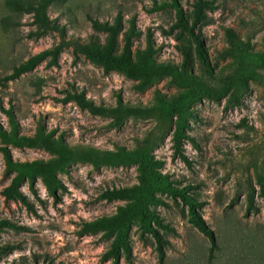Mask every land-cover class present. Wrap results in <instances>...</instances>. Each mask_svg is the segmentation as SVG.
I'll list each match as a JSON object with an SVG mask.
<instances>
[{
  "label": "rangeland",
  "instance_id": "374dc122",
  "mask_svg": "<svg viewBox=\"0 0 264 264\" xmlns=\"http://www.w3.org/2000/svg\"><path fill=\"white\" fill-rule=\"evenodd\" d=\"M169 0H56L47 10L51 20L63 29L35 39L29 15H15L0 0V126L9 130L7 111L20 134L32 135L37 126L61 135L71 145L81 144L101 149L136 146L154 129L152 119L128 118L118 128L109 119L90 114L74 101L62 99L67 93L82 92L94 104L113 106L120 98L132 106H152L155 92L174 96L180 89L170 78L154 82L143 91L135 89L136 81L118 72H104L101 67L76 56L64 45L50 64L46 57L35 68L20 77L5 80L12 68L44 50H52L61 41H86L91 35L104 40L92 22H110L119 15L125 29L135 19L138 35L132 40L134 50H143L146 36L151 37L157 61L181 65L187 55L186 68L215 92L230 75L231 62L221 58L228 47L225 30L231 29L251 52L264 54V0H213L214 10H206L209 25L199 31L215 78L203 73L187 33L174 28L175 12L165 7L153 11ZM196 0H177L188 25L192 22ZM11 17L14 23L4 26L1 20ZM173 28V29H172ZM261 80H249L240 104L226 107L225 97L201 98L193 104L194 117L188 122L187 139L181 155H174L172 127L160 130L154 149L164 162L163 174L178 187L191 186L188 193L200 205L197 215L213 233L217 248L211 251L209 239L190 222L188 207L180 200L162 196L163 204L152 210L168 229L158 232L167 244L165 264H264V197L259 194L256 176L264 173V62L257 66ZM7 150L14 161L47 159L41 149ZM0 152V220L12 227H0V246L9 250L0 254V264H112L103 260L111 239L102 233L80 236L83 221H91L116 212L123 201L108 202L103 191L132 186L138 182L137 170L131 167H102L74 164L58 178L61 189L57 199L49 197L38 180L30 190L20 187L28 205L6 200L2 191L11 180ZM251 204V206H250ZM132 264H158L156 244L150 235L142 236L138 223L130 232ZM119 264H128L121 254Z\"/></svg>",
  "mask_w": 264,
  "mask_h": 264
},
{
  "label": "trees",
  "instance_id": "16d2710c",
  "mask_svg": "<svg viewBox=\"0 0 264 264\" xmlns=\"http://www.w3.org/2000/svg\"><path fill=\"white\" fill-rule=\"evenodd\" d=\"M55 1L5 0V3L15 15L30 16V26L33 30L29 32V36L37 39L49 32L62 33L63 31L47 13L48 8ZM165 7L172 8L175 12L174 28H179L181 32L189 35L204 75L214 79L215 75L207 57V50L199 36L200 29L211 22L205 11L214 10L213 0L195 1L190 25L177 0H169L159 5L154 1L153 11H159ZM1 22L4 26H8L15 21L11 17H4ZM128 23L129 26L125 29L119 15L112 23L94 20L92 27L97 33L105 35L103 41L97 35H91L86 41L66 43L62 40L52 50L41 51L18 66H14L12 73L5 77V80L16 79L32 71L48 56H51L50 64L55 65L59 50L64 45L71 46L76 56L84 57L90 63L101 67L106 73L118 72L128 79L135 80L137 91L149 88L160 79L170 78L180 92L174 96H167L156 91L155 103L149 107L132 106L124 103L120 98L113 106L97 105L86 99L82 92L67 93L62 99L63 102L74 101L79 108L87 110L92 115L108 118L110 120L108 125L112 128H118L128 118H134L154 120V129L141 140H137L134 148L116 146L115 149L109 150L89 145H71L63 136L54 135L53 131H45L41 125L37 126L32 135L20 134L11 112L7 111L10 128L5 130L0 126V152L4 155L6 171L11 173L12 177L2 194L6 200H19L28 205L19 189L22 184L28 183L30 190H33V185L39 180L47 195L56 200L58 191L62 187L58 175L67 174L68 169L74 164H89L93 169L134 166L137 170L136 184L107 189L100 195V198L108 202L118 200L123 201L124 204L118 206L114 214L83 221L78 234L83 236L102 233L105 238L111 239L108 250L102 254V259L111 260L112 264H119L121 254H124L128 264H132L129 237L134 222H137L141 235H150L154 240L158 264H165L164 246L167 242L158 230L168 229V226L152 210L153 206L163 204L162 196L178 199L188 207L191 224L209 239L211 251L217 248V243L213 233L196 213L200 205L188 194L191 186L178 187L168 175L161 172L164 162L154 155L160 130L164 126L173 128L171 137L173 152L174 155L182 156L181 149L184 140L187 139L188 122L194 117L193 104L201 98L218 99L228 95L226 107L239 105L240 96L247 89V82L261 80L260 69L257 66L264 62V54L249 51L246 43L241 41L231 29H226L225 38L228 47L220 54L221 58L228 59L232 66L230 75L222 82L221 90L215 92L203 82H199L197 77L186 68L187 55H184L181 65L157 61L156 49L153 48L149 35L146 36L145 48L134 50L132 40L138 35L135 19H130ZM8 146L16 149H41L48 153L49 158L14 161L9 155ZM256 184L259 186L260 196L264 197V173L257 174ZM2 226L12 227L4 219L0 220V227ZM7 250H9L7 245L0 246V254Z\"/></svg>",
  "mask_w": 264,
  "mask_h": 264
}]
</instances>
